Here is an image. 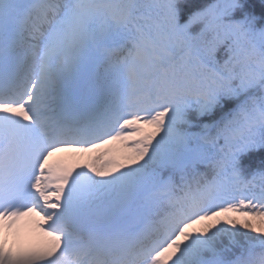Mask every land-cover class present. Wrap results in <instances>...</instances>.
<instances>
[{"label": "snow or ice", "instance_id": "obj_1", "mask_svg": "<svg viewBox=\"0 0 264 264\" xmlns=\"http://www.w3.org/2000/svg\"><path fill=\"white\" fill-rule=\"evenodd\" d=\"M0 264H264V11L0 0Z\"/></svg>", "mask_w": 264, "mask_h": 264}, {"label": "trees", "instance_id": "obj_2", "mask_svg": "<svg viewBox=\"0 0 264 264\" xmlns=\"http://www.w3.org/2000/svg\"><path fill=\"white\" fill-rule=\"evenodd\" d=\"M250 3L253 5V10L256 14H260L261 11H264V0H250ZM256 163L259 164L260 160L257 159Z\"/></svg>", "mask_w": 264, "mask_h": 264}]
</instances>
